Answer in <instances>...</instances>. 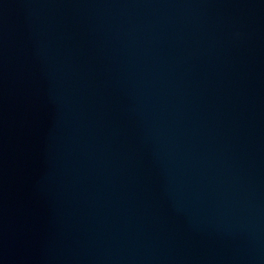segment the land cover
<instances>
[{"label": "water", "instance_id": "1", "mask_svg": "<svg viewBox=\"0 0 264 264\" xmlns=\"http://www.w3.org/2000/svg\"><path fill=\"white\" fill-rule=\"evenodd\" d=\"M0 264H264V0H0Z\"/></svg>", "mask_w": 264, "mask_h": 264}]
</instances>
